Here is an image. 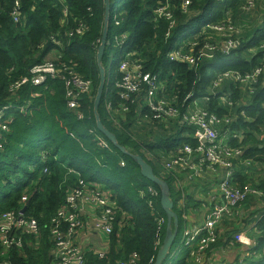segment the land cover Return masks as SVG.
Masks as SVG:
<instances>
[{
  "label": "trees",
  "instance_id": "trees-1",
  "mask_svg": "<svg viewBox=\"0 0 264 264\" xmlns=\"http://www.w3.org/2000/svg\"><path fill=\"white\" fill-rule=\"evenodd\" d=\"M261 4L264 5V0H253L252 8L248 9L247 0H110L107 41L100 61L106 72V87L98 114L117 144L129 154L139 155L169 187L179 229L162 264H194L190 256L192 248L181 245L183 230L187 228L183 215H200L202 203L196 201L192 190L207 184L210 178L185 184L184 174L165 170L167 161L183 155L185 144L196 149L197 143L191 139L195 129L180 125L178 118L167 124L155 119L145 106L144 86L129 94L117 89L115 83L123 75L118 65L113 66L112 59L131 54L130 62L135 61L141 73L157 75L165 86L157 98L165 99L179 114L200 109L228 120L230 132L236 135L229 144L243 151L238 158H226L237 169L236 184H249L263 194L261 198H250L241 210V214L250 212L245 218L251 221L254 216L259 218L252 235L257 236L259 245L251 251L261 252L264 246ZM105 11V0H0V217L14 213L34 220L38 226V235L12 230L7 234L9 240H14L10 246L4 245L0 238V264H52V222L65 206L68 191L78 188L80 183L106 195L114 208L104 257L88 249L84 264L127 263L134 254L136 264L155 263L167 225L159 189L141 176L139 166L130 156L96 128L93 104L100 79L96 55ZM226 13L230 15L228 18ZM209 23L232 27L230 38L239 42L238 48L228 55L220 54V44L228 38L209 26L205 28ZM118 33L127 34L121 52L116 50L117 46L107 44ZM195 35L199 50L206 44L217 46L212 59L200 57L197 52L189 62H171L167 58L182 37L188 42ZM182 50L184 55L188 54V43L182 45ZM45 64L67 72L56 79L48 78L41 86L27 83L17 88L24 79L32 78L33 67ZM256 71L260 73L254 77ZM68 72L92 85L89 95H80L77 109L67 105ZM224 73L237 74L241 79L248 76L252 81L224 78L214 94L213 82ZM188 94L193 95L188 107L182 106ZM193 102L198 107L194 108ZM99 138L107 147L98 145ZM121 161L124 166H120ZM246 161L250 165L243 164ZM148 187L158 193L157 197L148 194ZM24 198L27 201L23 202ZM235 225L228 220L222 224L230 239L242 229L240 224ZM223 245L221 241L212 245L205 258ZM260 254L243 261L236 255L223 264H264V256Z\"/></svg>",
  "mask_w": 264,
  "mask_h": 264
},
{
  "label": "built area",
  "instance_id": "built-area-1",
  "mask_svg": "<svg viewBox=\"0 0 264 264\" xmlns=\"http://www.w3.org/2000/svg\"><path fill=\"white\" fill-rule=\"evenodd\" d=\"M247 1L248 9L252 8L253 0ZM229 16V13L225 14V17L228 18ZM225 19L222 21L225 22ZM209 25L210 23L205 28ZM209 27L221 34L223 38H228L226 42H224L225 40L221 42L218 49L220 54L228 55L238 48L239 42H235L234 39L230 38L234 30L232 27L229 25L227 28L224 26ZM196 37L197 35L194 36L192 41H182L179 48L167 55L168 59L171 62H189L192 59L191 56L196 52L199 53L200 57L205 56L212 59L217 46L206 44L199 50ZM125 41H127V35L118 33V35L112 36L107 44L117 46L116 49L120 50L125 45ZM185 43L189 45L187 55H184L182 50V45ZM130 56L131 54H126L119 65L118 70L123 78L120 82L115 83L116 88L129 94L137 92L139 87L144 86L146 89L145 106L155 119L167 124L169 121L178 118L180 125L195 129L191 139L196 141V149L192 150L188 146L189 144H185L182 150L183 155L177 159L167 161L165 170L171 173L184 174L185 184L197 180L201 183L204 178H210V182L205 185L201 184L202 186L195 190L193 196L196 197V201L202 203L201 221L198 220L200 215L193 218L187 211V215H183L187 228L183 230L181 245L192 248L190 256L194 264H218L219 261L213 257L214 252L207 259L205 256L207 257V253H210V247L218 242L220 231L224 233L228 231L224 230L222 226L225 218H229L228 223L239 225V213L246 206L244 203L250 198H261L263 196H261L262 192H258L249 184H236L238 176L235 175V172L237 169L226 158L228 156L238 158L243 154V151L231 147L229 144L232 139L236 138V135L230 132L226 123L228 120L219 119L200 109L192 112L188 111L182 115L179 114L178 110L173 109L165 99L157 98L159 92L165 88L157 75L141 73L140 66L135 61L130 62ZM65 72L67 71L56 69L51 64L35 66L31 70L32 78L30 80L24 79L17 85V88L27 83L34 87L41 86L47 82L48 78L56 79ZM259 73V71H256L253 76L256 77ZM68 75L69 78H66V80L63 76L59 78L65 80L68 87L66 96L68 107L77 109L79 108L80 95H89L92 92V85L91 82L84 81L69 72ZM224 78L241 82L252 81L251 77L248 76L241 79L237 74L224 73L216 77L211 92L215 94V89L219 88ZM192 96V94H188L183 100L182 106L186 104L188 107V100ZM222 101L227 102L226 99H222ZM192 105L194 108L198 107L197 102H193ZM241 114L243 115V113ZM76 116L78 119H82L80 114H76ZM219 129L221 130L220 135H218ZM90 133L94 135V131H90ZM230 135H233V137ZM98 145L102 148L107 147L101 138H99ZM243 164L250 165L247 161ZM124 165L125 163L121 161L120 166ZM206 169L210 172L207 173ZM89 189L80 183L78 188L69 190L65 206L58 212L56 219L52 222L50 229V235L54 241V248L51 250L52 264H84V254L88 249H93L100 258L105 255L108 236L112 232L114 222V208L106 195H103L99 190ZM146 189L150 196L157 197L158 193L154 189L150 187ZM193 200L195 201V199ZM25 201L24 198L23 202ZM247 212L245 216H250V212ZM88 215H91L92 220L95 221L93 225L87 219H84ZM14 229L23 230L29 235H38V226L34 220L25 219L14 213H7L0 217V238L4 245L10 246L14 243V240L11 241L7 237V234ZM256 230V221L242 224L241 231L233 234L227 242L228 245L224 246L225 243H223L224 247H221L223 248L221 251H226L230 247H238L242 261L250 258L258 253L257 251H251L257 245L255 237H252V235H255ZM90 234H96L99 237V245L96 246L89 242L90 237H92ZM136 259L137 256L134 254L127 263L121 264H136Z\"/></svg>",
  "mask_w": 264,
  "mask_h": 264
},
{
  "label": "water",
  "instance_id": "water-1",
  "mask_svg": "<svg viewBox=\"0 0 264 264\" xmlns=\"http://www.w3.org/2000/svg\"><path fill=\"white\" fill-rule=\"evenodd\" d=\"M109 3H110V0H105L106 11L104 15V27H103L102 37H101V43L99 45L98 52L96 55L98 66H99V75H100L99 85L97 87L96 96H95L94 104H93L96 128L110 142H112L113 145L118 147L121 152L130 156V158L139 166L141 176L147 179L148 181H150L151 183H153L159 189L160 205H161L163 212L166 215L167 225H166L164 240L162 242L160 249L157 252L154 264H162L170 253V250L175 242L178 229H179L178 217L173 210L174 204L172 200L170 199L169 187L163 180L155 176L152 167L148 165L139 155H131L124 148L120 147L117 144L115 136L111 134L108 130H106V128L102 125L100 121V116L98 114V107L100 105V100H101L103 91L105 90V87H106L105 86L106 85V72H105V69L100 65V61L103 56V53L106 47V41H107Z\"/></svg>",
  "mask_w": 264,
  "mask_h": 264
},
{
  "label": "crops",
  "instance_id": "crops-1",
  "mask_svg": "<svg viewBox=\"0 0 264 264\" xmlns=\"http://www.w3.org/2000/svg\"><path fill=\"white\" fill-rule=\"evenodd\" d=\"M116 25H117V23H115ZM181 41H182V39H180V41H179V43H181ZM109 46V45H108ZM193 192H196L195 191V189L194 190H192ZM201 214V213H200ZM84 219H87L88 220V222H90V224L91 225H93L94 224V222L95 221H93L92 220V216L91 215H88V216H85L84 217ZM201 221V220H200ZM239 224L242 226V223L241 222H239ZM236 226V225H235ZM91 236H92V238L89 240V242L91 243V244H95L96 246L97 245H99L100 244V240H99V237L96 235V234H90ZM255 237V240L257 239V237L256 236H254ZM256 243H257V241H256ZM257 245H259V244H257ZM256 245V246H257ZM236 248V247H235ZM223 248H219L217 251H214V254H213V257L217 260V261H219V263L220 264H223V262L224 261H226V262H228V261H230V260H232L236 255H241L240 253H238L237 251H238V247L236 248V251H233L232 249H233V247H230L228 250H226V251H221ZM262 251L261 252H259V251H257L258 253H261V254H263V251H264V246L262 247ZM240 258H241V256H240Z\"/></svg>",
  "mask_w": 264,
  "mask_h": 264
},
{
  "label": "rangeland",
  "instance_id": "rangeland-1",
  "mask_svg": "<svg viewBox=\"0 0 264 264\" xmlns=\"http://www.w3.org/2000/svg\"><path fill=\"white\" fill-rule=\"evenodd\" d=\"M262 5V4H261ZM264 7V5H262V8ZM125 35H127V34H125ZM204 35V34H203ZM263 194L261 193V196H262ZM27 201V200H26ZM177 211L179 212V210L177 209ZM204 215H206V214H204ZM193 216V218H196V216L197 215H192ZM191 216V217H192ZM256 219H257V217L255 216V218L254 219H252V221L251 220H249L248 218H245V213L243 212L242 214H241V212L239 213V218H238V222H242V224H245V223H251V222H253V221H256ZM227 220H229V218H225V221H227ZM224 221V222H225ZM235 231V230H234ZM235 233V232H234ZM257 237V236H256ZM92 237H90V239H91ZM89 239V240H90ZM230 240V237H229V235L228 234H226V233H224V232H222V231H220V233H219V240H218V242L219 241H221V243H227L228 241Z\"/></svg>",
  "mask_w": 264,
  "mask_h": 264
},
{
  "label": "clouds",
  "instance_id": "clouds-1",
  "mask_svg": "<svg viewBox=\"0 0 264 264\" xmlns=\"http://www.w3.org/2000/svg\"><path fill=\"white\" fill-rule=\"evenodd\" d=\"M203 25H205V23L204 24H202L201 26H203ZM182 39V41H184V37H182L181 38ZM180 41V40H179ZM181 41V42H182ZM126 44V43H125ZM179 45H180V43H178V47H179ZM177 47V48H178ZM124 49V46H123V48L122 49H120V50H118V51H122ZM117 50V49H116ZM126 54L127 53H125L124 55H122L121 57H119V59H112V62L114 63V65L113 66H115V65H118V68H119V65H120V63L123 61V59H124V57L126 56ZM168 58V57H167ZM213 64V63H212ZM258 232V231H257ZM264 256V255H263Z\"/></svg>",
  "mask_w": 264,
  "mask_h": 264
}]
</instances>
